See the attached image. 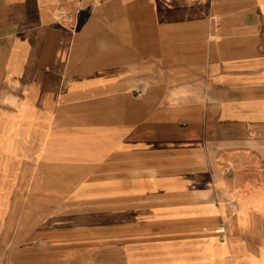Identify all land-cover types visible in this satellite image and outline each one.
Segmentation results:
<instances>
[{
    "label": "crops",
    "instance_id": "obj_1",
    "mask_svg": "<svg viewBox=\"0 0 264 264\" xmlns=\"http://www.w3.org/2000/svg\"><path fill=\"white\" fill-rule=\"evenodd\" d=\"M21 180L99 197L49 218L98 234L87 264H264V0H0V196Z\"/></svg>",
    "mask_w": 264,
    "mask_h": 264
},
{
    "label": "rangeland",
    "instance_id": "obj_2",
    "mask_svg": "<svg viewBox=\"0 0 264 264\" xmlns=\"http://www.w3.org/2000/svg\"><path fill=\"white\" fill-rule=\"evenodd\" d=\"M215 170L212 171L216 173ZM10 183L12 189L17 181L11 179ZM48 184L46 180H21V194L0 196V264H87L92 261L85 256L97 244L87 240L98 234L85 232V227L71 228V233L67 234L65 223L58 220V227H50L49 218L55 214L66 220L74 213L72 217L76 219L78 215L88 214L82 209H89L91 204H99L101 200L97 196L79 195L76 180L73 188L63 195H45ZM39 188H42L41 193ZM213 190L217 204H225L231 210L237 208L235 195L225 197L217 186ZM230 203H234L233 207ZM73 225L75 227L76 222ZM218 232L224 235L225 226L219 225Z\"/></svg>",
    "mask_w": 264,
    "mask_h": 264
},
{
    "label": "built area",
    "instance_id": "obj_3",
    "mask_svg": "<svg viewBox=\"0 0 264 264\" xmlns=\"http://www.w3.org/2000/svg\"><path fill=\"white\" fill-rule=\"evenodd\" d=\"M230 204H231V206L233 207L234 203H230Z\"/></svg>",
    "mask_w": 264,
    "mask_h": 264
}]
</instances>
